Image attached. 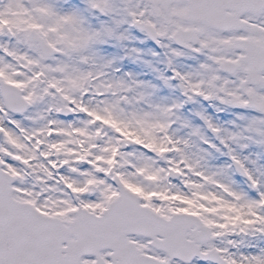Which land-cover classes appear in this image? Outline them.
<instances>
[{"label": "snow or ice", "instance_id": "6c2138e0", "mask_svg": "<svg viewBox=\"0 0 264 264\" xmlns=\"http://www.w3.org/2000/svg\"><path fill=\"white\" fill-rule=\"evenodd\" d=\"M0 264H264V0H0Z\"/></svg>", "mask_w": 264, "mask_h": 264}, {"label": "rangeland", "instance_id": "374dc122", "mask_svg": "<svg viewBox=\"0 0 264 264\" xmlns=\"http://www.w3.org/2000/svg\"><path fill=\"white\" fill-rule=\"evenodd\" d=\"M129 39L122 43L120 46L114 47H104L100 50V55L104 59H113L115 60L114 67L119 68V73L117 75H123L124 73H129L131 76L138 82L150 85L152 88H155L156 91L152 95V100L158 101L164 98L167 99H176L177 93L170 88H164L161 84H158L156 78L153 74L157 75L163 73L161 71V66L157 69L152 66H156V62L160 60L156 55H153V47L147 41L144 44L139 43L141 37L134 31H129ZM135 48L137 53L129 55V50ZM128 56L127 59L121 60L120 57ZM162 60H164V55H162ZM191 64V61L184 62L183 64H178L177 67L186 70L187 66ZM150 68V70H148ZM150 71L152 73H150ZM151 90V89H149ZM191 107V106H190ZM204 108H207V105H203ZM208 112L211 114L209 109ZM216 119L220 123L227 125V123L232 119V115L229 112L219 113ZM194 123L199 124V121H194ZM219 157H214L213 162L219 163Z\"/></svg>", "mask_w": 264, "mask_h": 264}]
</instances>
